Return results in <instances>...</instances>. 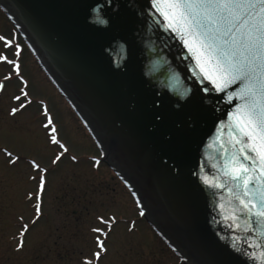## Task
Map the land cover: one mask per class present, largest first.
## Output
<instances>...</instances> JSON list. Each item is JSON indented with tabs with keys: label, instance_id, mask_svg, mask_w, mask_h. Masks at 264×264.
Wrapping results in <instances>:
<instances>
[{
	"label": "water",
	"instance_id": "1",
	"mask_svg": "<svg viewBox=\"0 0 264 264\" xmlns=\"http://www.w3.org/2000/svg\"><path fill=\"white\" fill-rule=\"evenodd\" d=\"M0 8L185 264H261L249 245L264 241V219L245 230L239 189L223 174L241 101L214 90L151 0H0Z\"/></svg>",
	"mask_w": 264,
	"mask_h": 264
},
{
	"label": "rangeland",
	"instance_id": "2",
	"mask_svg": "<svg viewBox=\"0 0 264 264\" xmlns=\"http://www.w3.org/2000/svg\"><path fill=\"white\" fill-rule=\"evenodd\" d=\"M0 35L19 43L24 74L32 84L33 104L15 119L8 116L16 106L12 96L19 94L20 82L13 80L0 96V148L8 147L21 162L11 167L0 151V264H81L96 250V234L91 228L99 225L97 217L115 215L118 223L108 237V255L101 264H185L141 216L134 198L102 157L96 143L80 118L46 76L37 60L0 8ZM5 69L0 67V79ZM48 104L61 141L69 146L59 166L51 160L59 149L48 142L40 101ZM76 157V161L71 159ZM35 159L48 167V189L43 195L44 215L36 225L35 204L38 202L40 173L29 161ZM100 160L97 168L95 161ZM36 176L35 181L29 179ZM33 199H27L28 193ZM31 231L25 237V249L16 252L22 224ZM132 222L135 230L129 232Z\"/></svg>",
	"mask_w": 264,
	"mask_h": 264
},
{
	"label": "snow or ice",
	"instance_id": "3",
	"mask_svg": "<svg viewBox=\"0 0 264 264\" xmlns=\"http://www.w3.org/2000/svg\"><path fill=\"white\" fill-rule=\"evenodd\" d=\"M151 6L167 21L166 27L180 36L214 90L226 93L228 103L237 99L241 101L237 107L239 119L234 129L236 136L233 147L236 150L226 162L223 174L229 183L239 189L235 196L240 205L238 211L249 217L245 230L252 231L251 218L264 219V0H151ZM97 21L106 22L99 16ZM22 54L19 43L11 37L0 35V67L5 69L0 79V96L6 93L7 85L13 80L21 85L19 94L12 96L16 106L8 111V116L13 119L34 102L32 84L24 74ZM234 86L237 90L229 92L228 89ZM40 106L45 120L42 127L47 130L48 142L59 149L51 165L59 166L70 149L67 143L61 141L60 129L48 104L41 100ZM0 151L8 157L9 166L15 167L21 162L22 157L14 155L8 147L0 148ZM71 159L76 161L75 156ZM29 164L40 173L36 215L31 221L34 226L44 215L43 195L48 189L50 169L42 167L35 159L30 160ZM95 165L98 168L100 160H96ZM29 179L35 181L37 177L30 176ZM27 199H33L31 192ZM238 220L239 216L234 218L237 229L240 228ZM19 221L22 227L14 250L23 252L25 237L31 227L23 223V216L19 217ZM97 221L103 227L91 228V232L96 234V250L91 258H83L81 264H101L108 255L107 240L118 223L117 217L99 215ZM134 230L135 222H132L129 232ZM249 247L260 249L258 256L255 253L252 256L264 264V241L252 243Z\"/></svg>",
	"mask_w": 264,
	"mask_h": 264
}]
</instances>
